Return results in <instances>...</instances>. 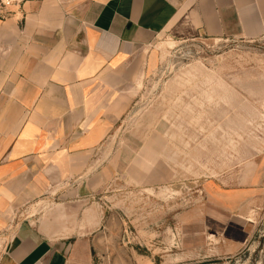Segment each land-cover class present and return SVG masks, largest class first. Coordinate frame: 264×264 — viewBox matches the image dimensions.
<instances>
[{
  "label": "crops",
  "instance_id": "crops-1",
  "mask_svg": "<svg viewBox=\"0 0 264 264\" xmlns=\"http://www.w3.org/2000/svg\"><path fill=\"white\" fill-rule=\"evenodd\" d=\"M13 7L0 18V264H67L71 220L86 212V192L110 180L99 149L137 91L143 51L165 33L262 37L264 0ZM252 180L207 187L244 226L251 220L243 187Z\"/></svg>",
  "mask_w": 264,
  "mask_h": 264
},
{
  "label": "rangeland",
  "instance_id": "rangeland-1",
  "mask_svg": "<svg viewBox=\"0 0 264 264\" xmlns=\"http://www.w3.org/2000/svg\"><path fill=\"white\" fill-rule=\"evenodd\" d=\"M13 8L0 0V18ZM144 53L99 149L110 180L71 216L67 264H264V36L165 33ZM252 175L244 226L207 187Z\"/></svg>",
  "mask_w": 264,
  "mask_h": 264
},
{
  "label": "built area",
  "instance_id": "built-area-1",
  "mask_svg": "<svg viewBox=\"0 0 264 264\" xmlns=\"http://www.w3.org/2000/svg\"><path fill=\"white\" fill-rule=\"evenodd\" d=\"M4 7L17 5L20 6L26 0H1Z\"/></svg>",
  "mask_w": 264,
  "mask_h": 264
}]
</instances>
